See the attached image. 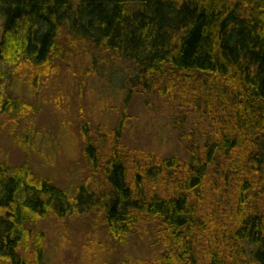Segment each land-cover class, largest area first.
<instances>
[{"label":"trees","instance_id":"obj_1","mask_svg":"<svg viewBox=\"0 0 264 264\" xmlns=\"http://www.w3.org/2000/svg\"><path fill=\"white\" fill-rule=\"evenodd\" d=\"M0 19L1 115L23 109L9 92L22 72L37 87L70 67L117 88L123 110L79 127L73 194L0 161V264H45L37 239L24 248L47 214L119 241L150 226L157 264H264V0H0ZM139 97L195 119L186 158L127 147Z\"/></svg>","mask_w":264,"mask_h":264},{"label":"rangeland","instance_id":"obj_2","mask_svg":"<svg viewBox=\"0 0 264 264\" xmlns=\"http://www.w3.org/2000/svg\"><path fill=\"white\" fill-rule=\"evenodd\" d=\"M1 26L0 19V36ZM21 74L12 81L9 92L23 109L9 116L0 114V161L48 178L73 194L86 173L79 127L88 123L112 128L123 111L121 94L98 76L82 79L79 73L74 75L71 67L67 72L56 69L37 87ZM171 108L154 99L134 101L125 119L127 147L157 158L173 154L186 158L190 140L183 134H193L197 123L189 114ZM28 228L24 249L31 252L38 241L45 264H157L164 252L147 225L123 241L111 238L83 216L55 218L47 214Z\"/></svg>","mask_w":264,"mask_h":264}]
</instances>
